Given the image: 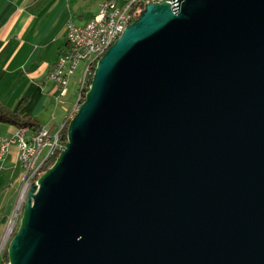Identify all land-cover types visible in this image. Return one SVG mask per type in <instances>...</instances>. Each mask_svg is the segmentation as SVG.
<instances>
[{
    "label": "water",
    "instance_id": "1",
    "mask_svg": "<svg viewBox=\"0 0 264 264\" xmlns=\"http://www.w3.org/2000/svg\"><path fill=\"white\" fill-rule=\"evenodd\" d=\"M7 264H264V0L149 2L96 61Z\"/></svg>",
    "mask_w": 264,
    "mask_h": 264
},
{
    "label": "crops",
    "instance_id": "2",
    "mask_svg": "<svg viewBox=\"0 0 264 264\" xmlns=\"http://www.w3.org/2000/svg\"><path fill=\"white\" fill-rule=\"evenodd\" d=\"M102 1L0 0V102L18 108L22 114L34 116L40 126L52 130L71 115L77 99L71 101L69 92L75 89L77 93L80 71L72 76L68 94L63 96H59L48 73L67 49V23L85 24L98 11ZM16 128L13 124L0 122V135H11ZM10 167H20L22 171L16 161L14 144L0 158V174ZM21 177L22 174L14 178L12 193ZM4 180L5 177L0 180V185L3 186ZM7 215V206L1 203L0 232Z\"/></svg>",
    "mask_w": 264,
    "mask_h": 264
},
{
    "label": "built area",
    "instance_id": "3",
    "mask_svg": "<svg viewBox=\"0 0 264 264\" xmlns=\"http://www.w3.org/2000/svg\"><path fill=\"white\" fill-rule=\"evenodd\" d=\"M149 2H168L174 8L178 0H123L120 3L117 0H103L99 4L98 11L85 24L77 25L71 21L67 23V49L59 55L48 73V79L57 88L59 96L67 93L72 76L80 71L76 90V98H79L80 101L82 94L89 87L96 61L122 34L124 29L139 16L145 4ZM63 125L64 123L61 122L54 130L43 125L38 128L36 166L30 176L24 177L25 183L22 187H17L18 196L12 206L11 213L6 218L4 231L0 233V251L12 235V229L23 205L30 179L35 178L41 163L48 156L64 147L66 139L61 133ZM28 133L29 127L24 125L17 127L11 135H0V158L14 144L16 146V161L21 165L26 155ZM43 148H45V154L38 161V155Z\"/></svg>",
    "mask_w": 264,
    "mask_h": 264
},
{
    "label": "rangeland",
    "instance_id": "4",
    "mask_svg": "<svg viewBox=\"0 0 264 264\" xmlns=\"http://www.w3.org/2000/svg\"><path fill=\"white\" fill-rule=\"evenodd\" d=\"M67 92H68V89H67ZM66 94H68V93H66ZM69 94H70V100L71 101H73L75 98H76V95H77V93L75 92V89L73 90V91H71V89H70V92H69ZM84 96V95H83ZM77 99V98H76ZM77 101H78V99H77ZM82 100H80L79 101V103L81 102ZM79 105V104H78ZM76 103H75V108H74V110H73V113L71 114V115H68L66 118H70V116H72L73 114H74V112L76 111V108H77V106H78ZM65 118V119H66ZM65 119H64V121H65ZM64 121H62L63 123H64ZM60 150H57V151H54L51 155H53V154H55V157H56V155L58 154V152H59ZM44 154H45V148H43L42 149V151H41V153L38 155V161L40 160V159H42L43 158V156H44ZM50 155V156H51ZM43 163V162H42ZM41 163V164H42ZM39 168H43L41 165H40V167ZM40 169H38V171H39ZM44 170V169H43ZM37 171V172H38ZM1 173H3V174H0V180H2L4 177H5V180L3 181V186L2 185H0V204L2 203L3 204V206H7V210H8V215L11 213V210H12V206H13V204L15 203V201H16V198H17V196H18V193H19V191L17 190V187H22V185H23V183H25V181H24V177L26 176L27 177V175H25V172H24V170L22 169V171H21V168L20 167H10L9 168V170L8 169H6V170H3ZM21 174H22V177H21V179L17 182L18 184H17V187H16V190H15V193H12L11 192V190L12 189H14V178H16L18 175H20L21 176ZM35 178H36V176H35ZM36 180V179H35ZM32 182V181H31ZM30 182V183H31ZM0 184H1V181H0ZM7 185V186H6ZM6 186V187H5ZM3 188V190L1 191V189ZM23 201H24V199H23ZM23 206V205H22ZM21 210H22V207H21V209H20V212L18 213V217H16V221H15V227H14V229H13V233H14V231L16 230V228H17V225H18V222H19V217H20V214H21ZM7 215V216H8ZM6 224V220H5V222H4V225ZM4 225H3V228H2V230H1V232H3L4 231ZM0 232V233H1ZM9 241V240H8ZM8 241L6 242V244L1 248V251H0V255H3V252L5 251V249H6V247H7V244H8ZM2 264H4V261L2 260Z\"/></svg>",
    "mask_w": 264,
    "mask_h": 264
},
{
    "label": "trees",
    "instance_id": "5",
    "mask_svg": "<svg viewBox=\"0 0 264 264\" xmlns=\"http://www.w3.org/2000/svg\"><path fill=\"white\" fill-rule=\"evenodd\" d=\"M68 120L69 117L65 119L64 125L61 130V133L65 139H66V128H67ZM0 122L13 124L17 127L27 125L33 133H36L38 131V128L40 127V124L38 123L37 119L34 116L28 113L22 114L21 112L18 111V108L17 109L10 108L7 105L3 104L2 102H0ZM54 159H55V154L48 156L43 161V163L41 164L43 168H39L40 170L36 173V178L43 171V169H45L53 162ZM2 260L5 262L4 264H7L8 258H7L6 249L3 252V255H1L0 262Z\"/></svg>",
    "mask_w": 264,
    "mask_h": 264
},
{
    "label": "bare ground",
    "instance_id": "6",
    "mask_svg": "<svg viewBox=\"0 0 264 264\" xmlns=\"http://www.w3.org/2000/svg\"><path fill=\"white\" fill-rule=\"evenodd\" d=\"M77 105L79 104V98H77ZM83 99V94L81 96V99ZM37 135L38 131L36 133L29 134L28 133V141L26 146V155L23 158V161L21 163V167L25 172V175L30 176L34 170V167L36 166V149H37ZM26 177V176H25ZM34 182L35 178H31L30 182ZM15 227V223H14ZM14 229V228H13ZM12 229V231H13ZM13 234V232H12Z\"/></svg>",
    "mask_w": 264,
    "mask_h": 264
}]
</instances>
